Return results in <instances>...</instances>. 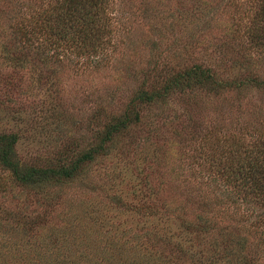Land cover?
<instances>
[{
	"label": "rangeland",
	"instance_id": "374dc122",
	"mask_svg": "<svg viewBox=\"0 0 264 264\" xmlns=\"http://www.w3.org/2000/svg\"><path fill=\"white\" fill-rule=\"evenodd\" d=\"M6 3H0L5 18L42 2ZM110 4L111 32L95 58L59 49V60L11 62L1 48L9 21L0 19V133L17 135L21 164L55 166L74 158L100 141L140 91L158 94L135 103L137 123L114 136L75 180L27 190L5 179L0 264H213L212 242L197 231L202 212L216 219L214 237L224 232L233 244L244 238L252 264H264V226L252 224L251 208L222 196L227 187L203 161L217 138L259 126L264 89L249 82L166 90L174 74L199 63L242 80L246 58L253 65L248 71L264 81V45L246 36L252 0ZM147 204L164 206L163 212L143 211ZM162 227L171 250L154 243Z\"/></svg>",
	"mask_w": 264,
	"mask_h": 264
},
{
	"label": "trees",
	"instance_id": "16d2710c",
	"mask_svg": "<svg viewBox=\"0 0 264 264\" xmlns=\"http://www.w3.org/2000/svg\"><path fill=\"white\" fill-rule=\"evenodd\" d=\"M7 0H0L3 6H8ZM41 4L31 11L17 10L13 7L12 15L0 19L9 21L7 43L1 48L11 62L35 61L47 62L50 59L59 60L54 51H73L79 57H98L103 50L104 42L111 32L112 16H110L111 0H41ZM253 16L247 27L246 36L257 46L264 45V0H252ZM14 27V28H13ZM250 61L242 62L241 70L247 75L242 80L224 78L223 73H217L205 68L201 63L182 68L174 74L170 85L182 83L185 89L204 88L209 91L248 85L257 89H264V81L259 80L254 71H248ZM158 96L142 90L134 101L124 110L123 114L113 119L106 127L104 136L92 148L77 154L74 158L57 160L55 166H31L21 164L15 157L14 147L17 135L0 133V192L10 185L22 189H42L46 182L64 184L75 180L81 173L83 165L101 155L114 136L120 135L132 123H137L139 115L135 103L149 102ZM259 126L244 129L241 135L228 133L215 140V146L204 156L203 161L214 171L216 178L226 188L222 196L228 201L246 205L251 208L254 217L253 225L257 229L264 226V119L257 122ZM225 163H224V162ZM204 164V163H203ZM215 181V180H214ZM147 199V197H145ZM145 204V203H144ZM143 204V205H144ZM142 205V206H143ZM155 205L148 204L141 209L151 211L155 216L163 212ZM177 209L179 207H176ZM202 215L198 219L197 231L208 236L212 242L213 264H252V258L246 254L247 243L241 238L237 244L230 242L221 232L214 237L210 230L214 217ZM14 222L13 218L7 220ZM162 235L154 236L156 245L165 244L171 250V237L165 228H160ZM264 236V232H262ZM262 235L260 238L262 239ZM148 236V233L145 234ZM208 242V243H210ZM181 251V250H180Z\"/></svg>",
	"mask_w": 264,
	"mask_h": 264
}]
</instances>
